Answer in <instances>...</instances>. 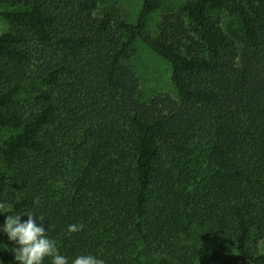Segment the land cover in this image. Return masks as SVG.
Masks as SVG:
<instances>
[{"label":"trees","instance_id":"16d2710c","mask_svg":"<svg viewBox=\"0 0 264 264\" xmlns=\"http://www.w3.org/2000/svg\"><path fill=\"white\" fill-rule=\"evenodd\" d=\"M105 1L0 0V226L42 215L68 264H264V0H185L156 35L161 0ZM139 40L176 97L141 98ZM18 246L0 229L2 264Z\"/></svg>","mask_w":264,"mask_h":264},{"label":"rangeland","instance_id":"374dc122","mask_svg":"<svg viewBox=\"0 0 264 264\" xmlns=\"http://www.w3.org/2000/svg\"><path fill=\"white\" fill-rule=\"evenodd\" d=\"M161 2V7L153 12L149 20V29L153 35H156L157 26L162 16L165 13L180 10L185 0H161ZM110 5H116L127 20L134 22L142 8V0H106L101 4V9ZM8 8L10 6L6 5L0 10ZM215 15L223 18V25L233 38L236 39L240 36L238 20L229 15L226 9L216 12ZM126 64L139 76L142 99L149 100L160 92L170 93L174 97L177 96L171 78V64L142 41L137 42ZM258 248L260 253L264 254V239L259 242ZM0 264L2 263L0 262Z\"/></svg>","mask_w":264,"mask_h":264},{"label":"clouds","instance_id":"9594fccd","mask_svg":"<svg viewBox=\"0 0 264 264\" xmlns=\"http://www.w3.org/2000/svg\"><path fill=\"white\" fill-rule=\"evenodd\" d=\"M0 213H11V206L0 202ZM22 215H27L26 221H21ZM44 217L39 215L41 224L38 226L36 216L32 212L7 215L0 229L8 236V239L19 246L13 249L18 264H43L46 257L51 258V264H68V259L59 254L57 244L47 235L48 231L43 227ZM83 224L68 225L67 234L82 231ZM72 264H105V261L95 255H79L73 259Z\"/></svg>","mask_w":264,"mask_h":264}]
</instances>
